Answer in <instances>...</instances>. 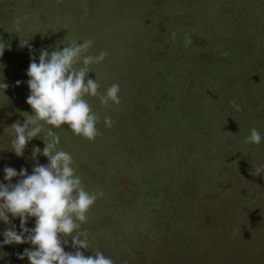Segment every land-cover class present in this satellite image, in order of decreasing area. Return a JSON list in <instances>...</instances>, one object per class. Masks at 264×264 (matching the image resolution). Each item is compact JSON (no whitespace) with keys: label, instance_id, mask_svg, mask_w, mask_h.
<instances>
[{"label":"rangeland","instance_id":"374dc122","mask_svg":"<svg viewBox=\"0 0 264 264\" xmlns=\"http://www.w3.org/2000/svg\"><path fill=\"white\" fill-rule=\"evenodd\" d=\"M231 1L0 0V39L7 45L0 56L3 65L0 74L8 84L4 94L0 90V181L6 166L18 172L25 168L30 174L36 162L47 163L43 155L35 161L32 158L34 146L44 147L39 138L26 144L23 156L17 157L9 149L11 125L17 120L23 122L24 113L32 112L26 103L30 91L26 70L33 57L38 60L41 49L51 52L58 47L63 49L72 40L91 39L93 45L87 54L106 51L108 55L103 62L90 65L94 73H88V77L98 79L100 93L113 83L120 85L118 105L105 106L99 97H86L100 117L99 134L94 140L74 135L67 126L56 129L61 138L59 147L73 155L74 166L85 187L104 193L91 206L88 220L81 226L89 233V249H81L85 256L100 250L115 264H167V260L169 264H213L212 260L214 264H264V242L260 243L252 231L254 226L264 223V198L255 197L264 194V172L256 175L250 169L245 170L241 163L251 154L244 155L237 149H234L237 155L228 152V157L219 151L210 153L219 147L216 143L223 150L227 139L237 145L246 143L242 135L250 134L254 127L250 123L225 137L230 129L228 110L231 108L236 116H242L239 106L235 110L236 102L253 106L256 100V91L248 94L238 88L240 81L249 76L246 74L249 65L244 60L249 58V51L244 50L246 45L252 44L255 57L264 61L259 55L260 43H264L259 33V14H255L254 28L249 30L251 38L254 35L258 38L248 42L249 38L235 26L232 20L235 16L227 12ZM212 9L217 13L213 14ZM197 14L200 15L195 18V26L190 24V32L184 29L185 34H181L176 29L180 28L176 24L180 15H185L191 23ZM18 17L20 31L15 28ZM248 21L252 19L245 18L242 24L247 25ZM25 38L31 47L22 45ZM188 38L191 43L187 42ZM239 60H243V73L240 66H230ZM212 81L216 83L208 84ZM204 99L214 110V121L212 115L200 119L199 110L208 105ZM105 116L111 117V127L104 125ZM180 120L191 122L185 124ZM261 122L264 126V118ZM190 128L207 133L199 136L198 131ZM219 129L223 137L214 139L212 131ZM189 139L194 141V146L198 145L204 166L195 167L201 171H194L193 167L194 172L185 174L171 172L177 166L179 153L192 148ZM193 156L190 153V158ZM222 161L227 163V169L221 168ZM183 162L188 165V158ZM175 173L179 175L174 189L187 191L184 198L190 190L201 199L211 194L204 203L196 204L198 211L205 208L208 212L198 218L219 220L220 225L223 222L215 227L219 231L213 233L207 249L200 244L206 238L196 243L194 249L191 245L185 247V243L181 245L175 238L173 248L159 251L165 235L160 237L153 231V225L160 221L159 217L168 216L169 208L161 215V204L169 194L161 192L163 187L157 189H160L158 196L142 190H156L159 181H169V176L173 180ZM258 210L263 212L258 214ZM230 220L236 222L233 229L225 224ZM13 223L19 231V218ZM26 226L33 227L34 218ZM6 227L0 223V231ZM31 247L27 243L4 245L0 248V264H30L27 257L21 260L18 254ZM64 248L73 250L70 238ZM160 252L167 257L164 263L158 255Z\"/></svg>","mask_w":264,"mask_h":264},{"label":"clouds","instance_id":"9594fccd","mask_svg":"<svg viewBox=\"0 0 264 264\" xmlns=\"http://www.w3.org/2000/svg\"><path fill=\"white\" fill-rule=\"evenodd\" d=\"M15 28L17 31L22 28L19 17ZM78 41L72 40L63 49L58 47L51 52L41 49L38 60L31 59L26 70L30 90L26 103L32 112H25L23 122L17 120L13 123L9 133V149L17 157L23 156L26 144L33 138L44 143L43 149L33 147V160L39 155L47 157V163L36 162L30 174L25 168L18 172L6 166L3 181H0V223L8 225L0 231L3 237L0 248L12 244L32 245L18 254L21 260L27 257L30 264H115L103 251L97 250L88 256L81 251L88 250L90 244L89 233L81 226L87 222L91 206L104 193L89 191L85 187L81 175L77 174L73 155L59 147L61 138L56 131L67 126L74 135L94 140L99 134L97 123L100 117L86 97H99L105 106L121 102L118 83L100 93L98 79L88 77V73H94L90 65L103 62L108 53L87 54L93 40ZM187 42L191 43V39L188 38ZM22 45H28L27 38ZM6 46L0 39V56ZM6 88L8 84L3 82L0 74L3 94ZM112 123L110 116L104 117L106 127H111ZM262 141L264 135L255 127L245 139L246 143L255 145ZM262 171L257 168L255 174ZM13 178H16L15 183ZM16 218L20 221L19 231L13 223ZM32 218L34 226L29 228L26 225ZM69 238L73 250L65 251L64 245L69 244Z\"/></svg>","mask_w":264,"mask_h":264},{"label":"trees","instance_id":"16d2710c","mask_svg":"<svg viewBox=\"0 0 264 264\" xmlns=\"http://www.w3.org/2000/svg\"><path fill=\"white\" fill-rule=\"evenodd\" d=\"M232 1H234V3ZM232 1H231V4L227 5L228 7H226L225 5H223L222 7H224V8L226 7V9L230 7V9H228L229 11L227 10V12L229 14L235 16L234 18H232V20L235 23V26L237 28H239L240 31H242V34H244L247 38H249L248 42H250L254 38H256V39L258 38L257 36L254 37L255 35L251 38V35L249 33V30L254 28L253 21L255 18V14H259V33H260V35L263 36L262 38H264V0H232ZM213 2L214 1H212V3ZM162 3H164V2H162ZM233 11H234V13H233ZM216 13L217 12H215L213 10V14H216ZM199 15L200 14L195 15V17L191 20V23L188 22L187 17L185 15H183V16L180 15L179 18L177 17L178 19L176 21L177 27H180V28H176V29H178V31L181 34H185L184 29H186V33H188V31L190 32V29H191L190 24L195 26V18ZM191 17H193V16H191ZM245 18H246V20L252 19V21L251 22L248 21L249 23L247 24V25H252V26L248 27L247 25L242 24L243 20ZM214 23L215 22H212V24H214ZM227 23H228V20H226V22H223V24H224L223 26L225 27L227 25ZM229 26H232V25H229ZM186 35L188 36V34H186ZM261 41L263 42L264 39ZM259 43H260V41H259ZM263 44L260 43V46H259V49H260L259 51H261V53L259 55H261L262 57H264L263 56L264 47H261ZM251 45L248 44V45H246L245 48L243 47L244 50L249 51L248 52L249 58L246 57L244 59L246 61V63L249 65V72L246 73L249 76H248V78L240 81L238 88H240L243 92L248 93V94L252 93V91H256V100H255L253 106H250L247 103H244L243 101H242L243 103H239V105H238V102H236L235 110H238V106H239V109H240V112L242 113V116H236V114L233 113V110L231 108L228 110L230 112L229 113L230 129L228 130L227 134L225 135V137H227V138H229L228 134L238 132V130L242 127L243 124H249V123L251 125H253L255 128H257L261 132L262 135H264V126H263V123L261 122L262 119L264 118V71H261V63L264 61H263V58L258 59V57H255L254 50L252 51V49L250 48ZM25 52H27V51H24V53ZM36 52L38 54L37 50H36ZM259 55H257V56H259ZM1 59H3V58H1ZM239 61L240 62H235L234 64H231L230 66L235 67V68L237 66L238 67L240 66L241 72L243 73V70H244L243 60H239ZM251 70H252V72H251ZM215 83H216L215 81H212L208 84H215ZM241 90H239V91H241ZM204 102H206V104H208V105L204 109L199 110V112L201 114L200 119L203 118V115H208V116L212 115V119L214 121L215 120V116L213 114L214 110L211 109V107H210L209 103H207L206 99H204ZM232 105H233V103L231 104V106ZM231 106L229 105L228 107H231ZM209 120H210V117H209ZM179 122H183L185 124H190L189 122H191V120L190 121L189 120H183V121L180 120ZM229 122H227V123L229 124ZM190 129H194V128H190ZM194 130L199 132V128H195ZM186 131H188V130H186ZM186 131L185 132L182 131L183 134L186 133ZM206 133H207V131L205 130L203 133H200L199 136L204 135ZM209 134H211V133H209ZM212 135H213L214 139L223 137L220 129L217 131H212ZM242 138L245 140L246 136L242 135ZM189 141H190L189 145L192 146V148L188 147L187 150L185 149L186 153H179L180 157L178 156L179 159L175 162L177 166H176V168L172 167L173 170L171 172H178L181 174L182 173L185 174L187 172L201 171V170H197L198 167L204 166V164L202 162H200V157H199L200 156V150H199L198 145L194 146V141H192L191 139H189ZM216 144L219 147L214 148V150L210 151V153H212V152L215 153L216 151H219L221 155L223 153H225L226 156L228 157V152H234V149H237L238 151H240L244 155L246 153H248V155L251 154L249 157H247L245 159L243 158V160H246V161L241 163V164H244L242 167L245 170L250 169V172H255L258 165H259L258 168H262V170H264V157L262 156L263 151H264V146H263L264 141H262V143L259 145H255V144L248 145V144L242 143V142H240L237 145V144L233 143V140L227 139L226 143H225V147L223 148V150L221 149L220 144H218V143H216ZM251 146H253V147H251ZM254 146H255V148H254ZM246 148H248V149L245 150ZM238 151L234 152V155H237ZM190 153H192L194 156H196V158L194 156L192 158H190ZM185 157L188 158V165H186V163L183 162V160H185ZM180 158H183V159L180 160ZM193 159H194V161H193ZM223 159L225 160V158H223ZM230 159H232V157ZM182 162H183V164H182ZM222 162L223 163H221V168L227 169V167H226L227 163L225 161H222ZM193 167L195 169L194 171L192 170ZM195 167H197V169ZM262 172H264V171H262ZM176 175H179V174L175 173L173 176L174 177L173 180H170V176H169V181H166V182L159 181V184H158L156 190H148L149 188H147V190H142L144 193H148V194L152 193V194L158 196L160 194V192H158L160 189L159 190H157V189L163 187L164 191H161V192L165 193V194H169L168 198L165 199L164 202H162V204H161L162 205L161 215L166 212V210H164V209L169 208L170 211L168 212V216L167 217L163 216V219H162V217H159L158 220H160V221H157V222L155 221L154 225H153V227L155 228V230L153 229V231H155L160 237L162 235L167 236V237H165V236L162 237V239L165 241L163 243H161L160 249H159V247H158V249L160 251L162 249H168L169 250V248H173L172 245L174 244L173 240L175 238H177L181 241L180 242L181 245H182V243H185L186 244V245H184L185 247L191 245V247L193 249L195 248L194 246L197 245L196 243H198L202 239L206 238L205 239L206 241L203 240L202 242H200V244L203 246L204 249H207V246L210 245L209 243L211 242V241H209V239L213 240L212 239L214 237V236H212L213 233L214 232L217 233L219 231V230H215V227L216 226H222L223 222L220 225L219 220H209V219L203 220V221L200 220L198 218V216L204 217V216H206V213H208V212L205 208L204 209L201 208V209H199L201 211H198L196 204L200 203V202L204 203L203 201L209 199V196L211 194L210 195L206 194L201 199L200 197H196L194 195L195 193L190 190L189 193L187 194L188 197L184 198L183 195H184V193L186 194L187 191H175V189H174L173 185L175 182L178 181L176 179ZM160 179L162 180V178H160ZM210 192H211V189H210L209 193ZM255 197L256 198H259V197L264 198V194L263 195L260 194V195H257ZM210 200H213V199H210ZM257 209L258 208H256V210ZM204 210H206V211L204 212ZM263 211L258 210L257 213L259 214V213H262ZM233 223H236V222H234V221L231 222V220L225 222V224H229L228 229L232 228ZM236 225H239V221ZM243 225H245V227H246V224L243 223ZM153 231H150V232H153ZM252 231H254V234L256 235V238L260 243L264 242V223L261 222L258 224V226H254L252 228ZM153 241H156V240H153ZM188 248H186V249H188ZM158 255L162 256V263L166 262L167 257H165V254L160 252V254H158ZM211 262L213 264L215 263L214 260H212ZM167 264H169L168 260H167ZM175 264H177V263H175Z\"/></svg>","mask_w":264,"mask_h":264}]
</instances>
